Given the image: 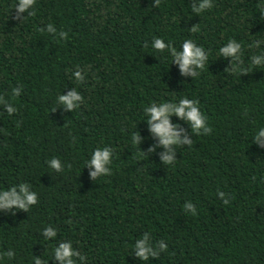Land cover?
I'll return each mask as SVG.
<instances>
[{
    "label": "trees",
    "instance_id": "1",
    "mask_svg": "<svg viewBox=\"0 0 264 264\" xmlns=\"http://www.w3.org/2000/svg\"><path fill=\"white\" fill-rule=\"evenodd\" d=\"M16 2L0 0V97L17 108L9 116L0 105V188L28 183L38 202L0 213V254L15 252L0 264H58L52 249L62 241L87 264H141L132 245L145 232L167 245L147 264H264V149L252 144L264 127V66L250 64L260 50L247 47L264 39L261 0H213L199 16L192 0H36L35 14L20 17ZM153 38L178 50L194 40L209 53L204 70L181 77L167 50L151 48ZM229 39L244 45L243 73L224 71L218 49ZM71 88L83 96L73 112L56 102ZM181 98L198 101L212 132L191 136L171 117L192 145L163 165L162 148L147 152L157 142L144 109ZM104 146L114 151L112 174L92 180L85 161ZM53 157L63 171L48 167ZM186 201L195 216L183 211ZM48 226L54 240L42 235Z\"/></svg>",
    "mask_w": 264,
    "mask_h": 264
},
{
    "label": "clouds",
    "instance_id": "2",
    "mask_svg": "<svg viewBox=\"0 0 264 264\" xmlns=\"http://www.w3.org/2000/svg\"><path fill=\"white\" fill-rule=\"evenodd\" d=\"M261 3L264 4V0H261ZM35 4L36 0H17L14 7L17 17H20L24 13H27L28 16H33L35 14ZM154 4L158 5L159 0H154ZM190 7L191 12L199 16L213 7V0H192ZM45 30L50 34H55L57 31L52 24L46 25ZM188 31L196 32L198 28L195 25ZM58 35L60 39L67 38L66 32L61 31ZM262 45H264V39L252 40L247 45L249 49L260 50L258 54L251 55L250 64L252 66H264V48L261 47ZM151 48L161 53L167 50L171 56V64L178 66L181 77L196 78L204 70L208 62L209 53L192 39H185L178 50L162 38H153ZM243 48L244 45L241 42L229 39L218 49V56L229 62L228 67L224 71L227 70L230 73H243L246 71L242 62ZM72 77L77 82H82L85 79L80 70L73 72ZM20 94V87L12 89V97H19ZM56 102L64 110L73 112L83 103V96L76 88H71L67 94L58 95ZM0 105H3L4 110L9 116L17 112V108L13 103L4 100L3 97H0ZM144 114L149 136L157 142L155 146L149 147L147 152H154L156 147L162 148L160 160L163 165L171 166L175 164L176 159H174V156L177 153L178 147H191L192 145V139L184 133V129L179 124L171 122V117L175 116L180 121L185 122L190 129L191 136L193 134L208 135L212 132L211 127L208 125V117L200 110L198 101L195 99L181 98L178 102H152L149 106L145 107ZM132 141L138 145L141 143L142 138L138 133L133 134ZM252 144L257 148L264 149V127H259L255 131ZM113 159L114 151L111 147H97L85 161L83 169H89V177L92 180L102 176H109L112 174ZM46 163L55 172L63 171L64 165L58 158L53 157L46 161ZM217 195L224 204L227 205L229 203L224 192L218 191ZM37 202V193L32 190L31 185L28 183H20L9 188H0V213L15 215L16 211L23 210L26 212L30 207L36 205ZM183 211L186 214L190 213L192 216L197 214L196 208L191 201L184 203ZM42 235L45 240H54L57 237V230L54 227L48 226L43 229ZM166 251V243L160 240L154 244L152 236L148 232L135 239L132 245V255L134 254V257L141 264H147L150 258H157L161 252ZM0 256L12 260L15 252L8 250L0 254ZM52 261L58 262V264H87V257L76 251L72 241H62L58 242L52 249ZM34 264H45V262L40 257H35Z\"/></svg>",
    "mask_w": 264,
    "mask_h": 264
}]
</instances>
